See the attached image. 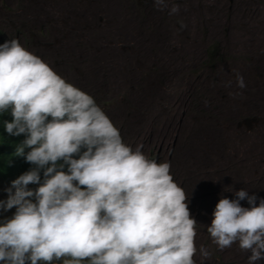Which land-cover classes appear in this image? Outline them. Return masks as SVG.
Listing matches in <instances>:
<instances>
[{
	"label": "clouds",
	"instance_id": "clouds-1",
	"mask_svg": "<svg viewBox=\"0 0 264 264\" xmlns=\"http://www.w3.org/2000/svg\"><path fill=\"white\" fill-rule=\"evenodd\" d=\"M237 82L245 87L243 77ZM90 94L0 28V118L9 147L35 165L0 200V210L16 209L0 223V264H205L170 162L134 150ZM235 196L218 201L207 231L220 250L238 242L256 264L264 259V199L257 205L245 189Z\"/></svg>",
	"mask_w": 264,
	"mask_h": 264
},
{
	"label": "rangeland",
	"instance_id": "rangeland-1",
	"mask_svg": "<svg viewBox=\"0 0 264 264\" xmlns=\"http://www.w3.org/2000/svg\"><path fill=\"white\" fill-rule=\"evenodd\" d=\"M85 1L87 4L88 0ZM85 1L0 0V28L11 33L13 32L23 43L54 65L62 75L91 93L98 104L107 111L109 117H111L120 128L125 140L134 147V150L139 145L142 146L141 151L149 159L155 160L157 163L164 161L170 162V170L173 178L183 186V189H185L188 194L186 196L189 197V203L197 221V255L205 264H249L248 258H243L242 256L250 252L241 250L238 242L234 243L230 248L220 250L213 243L207 231V227L211 224L213 219V212L216 204L221 198L226 196L222 195L220 191L223 186L222 177L211 169L213 166L209 167L210 164H207L206 153H208V151L207 148H201V141L199 138H201V140L207 138L206 136L210 134L209 125H213V127L216 125L220 127L222 125L220 128H225V126L230 124L229 132L231 129L238 130V142L241 144L244 142L242 145H246L250 152H254V156L257 157L254 159L257 160L256 162H258L260 166L255 172L251 167L249 168L248 165H244L243 168H240V170L243 171V178H249L247 181L244 180L245 187L246 185L250 186L248 188V195H255L257 197L256 204L259 205L260 199H264V71L261 72L258 70V68L264 69L263 59L260 60L255 57V53L249 56L246 55L245 57L239 54H231V51L234 52L238 50L239 46L236 44L237 42H233L232 44L228 41L219 42L218 40L211 42L205 49V56L203 55L204 58L202 62L199 63L200 67L197 68L198 71L197 69L195 70V72H200L197 76V79H199L197 84L192 86V88L195 89V93H197H193V96L190 95V98L193 97L196 99L193 103L192 100H188L187 104L190 105L187 106L186 112H188L187 114L190 117L188 121L181 126L183 127V135L180 139L170 138L165 136V126L161 125L158 120L152 118L153 114H158L156 112L157 108H160V110H158L159 113L164 109L157 106L161 102H157V104L154 98L155 96L152 94L155 88L160 84V82L157 81L156 85L152 86V82L157 79L163 80L164 77H160L162 72L155 71L150 75L151 77L149 76L150 78L147 77V74L142 76V79H138L137 85L139 86H134L137 87L135 90L134 88L131 90L130 88H125L126 86H121L116 62H104L103 58H101V42L105 39L104 37L107 34H105V36L102 35V30L98 24L89 22V18L84 15L86 13L84 10ZM127 1L140 11V15L143 17V26H147L149 23L150 27H153V24L150 22L151 18L152 20L155 18L159 19L161 14L165 16L169 14L161 8V6H164L163 3L165 0ZM257 1H255L256 6L254 3L252 4L254 11L258 9V7H264L262 0H260V4H258ZM88 3H90L89 5L94 4L91 3L90 0ZM158 8L160 11H156ZM255 14H257L256 11ZM145 19L146 24H144ZM105 41L107 42L106 39ZM259 50H264V48ZM255 52L258 53L259 51ZM232 62H235V65H232L230 72H228V70L226 71L225 68L232 64ZM240 66L243 67V80L245 86H247L246 94L248 100L246 102L243 99H239L235 102L237 105L231 102L232 104L230 103V106L233 111L240 110L242 101H245L243 103H245L246 106L248 105V108L255 107L256 109L257 104L259 108L256 110L257 114L255 113L256 111H254V114L249 112L243 119H239L238 123L237 121L231 122V119H226V122L219 114V112L223 113L222 102L225 101L223 99L225 95L223 92L214 90V85L219 86L217 78L222 76L231 77L233 79L237 78L238 75L236 73ZM233 67L236 69V76L232 73ZM212 76L213 78H211ZM163 83L164 84L158 87L157 90L162 87L168 88L171 86L170 78L168 77V81L164 79ZM211 89L213 91H211ZM209 93H212V96ZM212 97L218 100V103L214 107L215 109L217 108L216 110L210 107L211 103H214ZM163 105L167 106V103ZM165 111L166 108L163 112ZM193 119L200 124V126L197 125V128H195L197 129L196 131L190 126ZM155 122L158 123L155 125ZM202 134L205 136H202ZM191 136L192 138L195 136L194 142ZM214 138L219 140L218 142L221 140H223L224 143L226 142L227 149L224 147L222 148L223 145L220 146V149L219 147H214L213 149L218 150V154L221 156H229L231 154L230 148H232V145L228 142V136H225L223 132L219 131ZM233 142H235V140L232 141V144ZM259 150L261 152H259ZM240 151H238V153H240ZM225 152H227V154ZM201 158L203 160H201ZM211 163L214 164V168H220L218 160L216 162L212 160ZM206 171H210V174ZM251 180L254 181V186L251 185ZM223 181H225V179H223ZM233 181H235V179ZM236 184L237 185H233L229 188L232 191L230 195L233 194L232 196L234 199H236L235 192L243 189V186H238V182ZM38 186L39 185H36L31 189H35ZM10 187L11 184L0 180V200H7V189ZM226 190H228V188L224 189V191ZM12 191L14 193L15 189L13 188ZM232 196H228L227 198L233 199ZM32 199L34 201V198ZM240 203L244 207H250L246 199L241 200ZM15 210V208L8 211L0 210V223L4 222L7 218H11ZM28 264H30V262H28ZM53 264H64V262L63 260H59L54 261ZM84 264H87V261H85ZM256 264H264V259L259 260Z\"/></svg>",
	"mask_w": 264,
	"mask_h": 264
},
{
	"label": "bare ground",
	"instance_id": "bare-ground-1",
	"mask_svg": "<svg viewBox=\"0 0 264 264\" xmlns=\"http://www.w3.org/2000/svg\"><path fill=\"white\" fill-rule=\"evenodd\" d=\"M88 1L87 4L86 1L84 4V10L86 11L84 15L89 18V22L98 24L102 30V35L105 36V34H107L104 37L107 42L105 39L101 42V58H103L104 62H116L119 70L117 71L120 76L121 86H126L125 88H130L131 90L134 88L135 90L139 86L137 85L139 78L142 79V76H145L146 74L147 77L150 78V75H152L155 71L162 72L160 77H164L165 81H168V77L170 78L171 86L168 88L162 87L157 90L158 87L164 84V79H157L152 82V86H155L157 81L160 82L152 94L155 96L154 98L156 103L161 102L160 104L157 103V106H160L161 109L164 108L163 110L166 108V111L163 112L162 110V112L159 113L158 110H160V108H157L156 112L158 114H153V116H151L152 118L158 120L161 125L165 126V136L167 137L180 139L183 135V127L181 126L186 123L190 117L187 114L188 112H186L188 108L187 106L190 105L187 104L188 100H192L193 103L196 99L193 97L190 98V95L193 96L197 93H195V89H193L192 86L197 84V81L199 80L197 79V76L200 72H195V70L200 67L199 63L202 62L204 58L203 55L204 52H206L205 49L211 42H215L217 40L219 42L228 41L231 44L233 42H237L236 44L239 46L238 50L234 52L231 51V54H239L240 56L245 57L246 55L249 56L252 53H255V57L260 60L263 59L264 65V50H259L264 48V7H258V9H255L257 12V14H255L252 4L254 3L255 5V1L257 0H165L163 3L164 6H161V8L169 14L166 16L161 14L159 19L155 18L152 20L151 18L150 22L153 24V27H150L149 23L147 26H143V17H141L140 11L136 9L137 7L130 5L127 0H90L91 3H94L91 5H89L90 3H88ZM262 1L264 3V0ZM257 2L260 4V0ZM156 11H160L159 8L156 9ZM144 24H146V19L144 20ZM255 51L259 52L256 53ZM233 64L235 65V62H232V64L227 66L225 70L230 72ZM258 70L261 72L264 71L263 68H258ZM242 71L243 67L240 66L236 73V69L233 67L232 73H234V75L236 73L237 75L244 77ZM211 78H213V76ZM217 82L219 83V86L214 85V90L223 92L225 95L223 98L225 101L222 102L223 113L219 112L223 120L226 121V119H231V122L237 121L238 123L239 119H243V117L248 115L247 113L252 112L254 114V111L259 108L257 103L256 109L255 107L248 108V105L246 106L245 103H243L248 100V96L246 94L247 86L243 88L239 87L237 78L233 79L231 77L222 76L217 78ZM135 85L137 87H134ZM211 91L213 90L211 89ZM210 95L212 96V93ZM239 99H243L245 101H242L240 110L233 111L230 103L232 102L235 104V102H237L236 100ZM212 101L214 103H211L210 107L214 108L218 103V100L213 98ZM165 103H167V106L163 105ZM255 113L257 114V111ZM158 122H155V125ZM197 125L200 126V124L194 119L190 123V126L194 129L197 128ZM229 125L225 126V128H220L222 125L220 127H217V125L214 127L213 125H209L210 134L206 136L207 138H204L203 140L199 138L201 141V148H207L208 151V153H206V161H208L207 164H210L209 167L213 166L211 169L217 175L222 177L223 186L220 191L222 192V195L226 197H231L233 195H230V192L232 191L229 188L233 185H237V182L239 187L243 186L242 188L247 190V192L249 190L248 188L250 186L246 185L245 187V181L249 178H243V171H241L240 168H243L244 165H248V167H251L255 172L257 171V168L260 167L259 163L256 162L257 160L254 159L257 158L254 156V152H250L246 145H242L244 142L242 144L238 142V130L231 129L229 132ZM196 130L197 129H195V131ZM219 131L223 132L225 136H228V142L232 145V148H230L231 154L229 156H221L218 154V150L213 149L214 147H219L220 149L221 145H223L222 148L224 147L227 149L226 142L224 143L223 140L218 142L219 140L214 138ZM202 136L205 135L202 134ZM230 139L235 140V142L232 144L233 140ZM193 140H195V136L192 138V141ZM238 151H240V153H238ZM259 152L261 151L259 150ZM225 153L227 154V152ZM201 160L203 159L201 158ZM212 160L213 162L218 160L220 165L219 169L218 167L214 168V164L211 163ZM232 178H234L235 181H233L234 179ZM223 179H225V181H223ZM253 183L254 181L251 180V185H253ZM227 188L228 190L224 191V189ZM250 255L251 254L248 253L242 257L248 258Z\"/></svg>",
	"mask_w": 264,
	"mask_h": 264
},
{
	"label": "trees",
	"instance_id": "trees-1",
	"mask_svg": "<svg viewBox=\"0 0 264 264\" xmlns=\"http://www.w3.org/2000/svg\"><path fill=\"white\" fill-rule=\"evenodd\" d=\"M5 114H3V117ZM3 124V125H2ZM2 132L0 136V180H3L9 184L16 179L19 175L35 167V165L29 164L25 161L24 157L16 155L15 147H9L11 145L9 135L4 129V121L0 118V130ZM25 139L24 135H20L15 139V144L18 146ZM16 146V148L18 147ZM29 149H25L27 152ZM82 149L81 151H83ZM75 156L74 158H77ZM62 163V162H61ZM64 171H67V166H64ZM41 182H43V172L41 171ZM36 184H30L28 187H35Z\"/></svg>",
	"mask_w": 264,
	"mask_h": 264
}]
</instances>
